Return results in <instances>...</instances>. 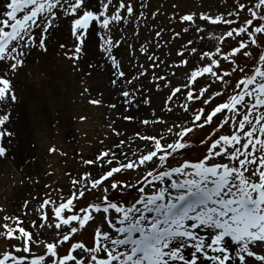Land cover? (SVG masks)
<instances>
[{
  "label": "snow or ice",
  "instance_id": "1",
  "mask_svg": "<svg viewBox=\"0 0 264 264\" xmlns=\"http://www.w3.org/2000/svg\"><path fill=\"white\" fill-rule=\"evenodd\" d=\"M163 15L150 0H3L0 159L16 80L51 53L108 119L66 186L0 205V264H264V0Z\"/></svg>",
  "mask_w": 264,
  "mask_h": 264
},
{
  "label": "rangeland",
  "instance_id": "2",
  "mask_svg": "<svg viewBox=\"0 0 264 264\" xmlns=\"http://www.w3.org/2000/svg\"><path fill=\"white\" fill-rule=\"evenodd\" d=\"M173 3L176 9L171 7ZM150 4L161 7L165 15L158 19L166 24L168 12L209 8L215 12L232 7L233 0H150ZM16 88L18 101L23 103L24 129L13 142L10 137L4 138L9 151L0 166V205L8 213L14 212L24 199H30L31 194L46 191L45 183L66 186L64 173L77 170V152L82 150L80 154L90 156L101 147L98 141L104 138L108 119L107 109L88 104L86 97L78 94L76 74L54 53L30 62L17 78ZM82 115L86 117L83 121L79 119ZM50 146L59 151L49 153ZM47 172L51 175H45ZM26 177L38 179L39 184ZM30 204L35 202L30 200Z\"/></svg>",
  "mask_w": 264,
  "mask_h": 264
},
{
  "label": "bare ground",
  "instance_id": "3",
  "mask_svg": "<svg viewBox=\"0 0 264 264\" xmlns=\"http://www.w3.org/2000/svg\"><path fill=\"white\" fill-rule=\"evenodd\" d=\"M3 0H0V5H2ZM107 83H100V87H105ZM29 95V94H28ZM32 98V97H30ZM22 102L17 101L16 104H13L11 106V116H10V120L6 123L5 127H7L10 131H13L16 133V135L14 137H10L11 138V142H13V140L18 136V133L22 131V129H24V123H23V118H24V114L22 112L23 110V106H22ZM24 111V110H23ZM3 161L0 159V166L2 165Z\"/></svg>",
  "mask_w": 264,
  "mask_h": 264
}]
</instances>
